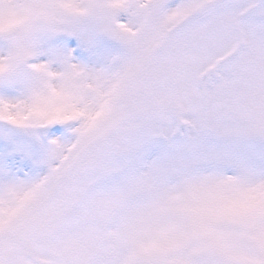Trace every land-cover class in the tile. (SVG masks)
Here are the masks:
<instances>
[{
	"label": "snow or ice",
	"instance_id": "1",
	"mask_svg": "<svg viewBox=\"0 0 264 264\" xmlns=\"http://www.w3.org/2000/svg\"><path fill=\"white\" fill-rule=\"evenodd\" d=\"M0 264H264V0H0Z\"/></svg>",
	"mask_w": 264,
	"mask_h": 264
}]
</instances>
